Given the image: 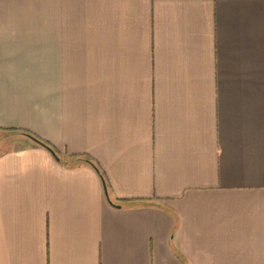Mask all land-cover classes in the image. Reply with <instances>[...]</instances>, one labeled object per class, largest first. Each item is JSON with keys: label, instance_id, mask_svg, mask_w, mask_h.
Instances as JSON below:
<instances>
[{"label": "crops", "instance_id": "1", "mask_svg": "<svg viewBox=\"0 0 264 264\" xmlns=\"http://www.w3.org/2000/svg\"><path fill=\"white\" fill-rule=\"evenodd\" d=\"M0 264H264V0H0Z\"/></svg>", "mask_w": 264, "mask_h": 264}, {"label": "trees", "instance_id": "2", "mask_svg": "<svg viewBox=\"0 0 264 264\" xmlns=\"http://www.w3.org/2000/svg\"><path fill=\"white\" fill-rule=\"evenodd\" d=\"M20 131H21V133H23V134H25V135L31 137V138L34 139L35 141H37V142L43 144V146H45V147H50V144H49L48 141H46V140H44V139L38 137V136L35 135L34 133H32V132H30V131H27V130H20ZM87 162H88L89 164H91V165L96 169V166L94 165V163H92V161H89V160L87 159ZM96 170H97V169H96ZM97 171H98V170H97ZM99 175H101V174L99 173Z\"/></svg>", "mask_w": 264, "mask_h": 264}, {"label": "rangeland", "instance_id": "3", "mask_svg": "<svg viewBox=\"0 0 264 264\" xmlns=\"http://www.w3.org/2000/svg\"><path fill=\"white\" fill-rule=\"evenodd\" d=\"M43 146V145H42ZM45 147V146H44ZM45 148H47L50 152L51 151H53L54 152V150L51 148V147H45ZM55 153V152H54ZM51 154H53L52 152H51ZM54 155V154H53ZM55 157H56V155H55Z\"/></svg>", "mask_w": 264, "mask_h": 264}, {"label": "water", "instance_id": "4", "mask_svg": "<svg viewBox=\"0 0 264 264\" xmlns=\"http://www.w3.org/2000/svg\"><path fill=\"white\" fill-rule=\"evenodd\" d=\"M37 142V141H36ZM39 143V142H38ZM39 144H41V143H39ZM41 145H43V144H41ZM53 154H54V156H55V153L53 152V151H51ZM105 194H106V192H105ZM106 197H107V199L111 202V200L108 198V196H107V194H106Z\"/></svg>", "mask_w": 264, "mask_h": 264}]
</instances>
